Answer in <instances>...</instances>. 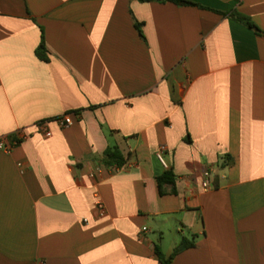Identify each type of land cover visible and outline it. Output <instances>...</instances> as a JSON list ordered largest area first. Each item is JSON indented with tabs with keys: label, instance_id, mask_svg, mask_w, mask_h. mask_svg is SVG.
I'll return each instance as SVG.
<instances>
[{
	"label": "crops",
	"instance_id": "obj_1",
	"mask_svg": "<svg viewBox=\"0 0 264 264\" xmlns=\"http://www.w3.org/2000/svg\"><path fill=\"white\" fill-rule=\"evenodd\" d=\"M190 1L0 0V264H264V0Z\"/></svg>",
	"mask_w": 264,
	"mask_h": 264
},
{
	"label": "trees",
	"instance_id": "obj_2",
	"mask_svg": "<svg viewBox=\"0 0 264 264\" xmlns=\"http://www.w3.org/2000/svg\"><path fill=\"white\" fill-rule=\"evenodd\" d=\"M137 1L141 3H150V2L173 3L178 6H192V7H199V8L205 9L200 4L190 1V0H137ZM218 13L222 14L225 17H229L233 19L234 21L238 22L239 24L249 29L256 31L258 35H262V36L264 35V33L251 21L249 17L241 14L238 11H232L229 13H222V12H218ZM136 27L139 30V32L142 34V25L137 24ZM41 39L42 40H41L39 51H40V56L43 57V51L45 50V39H44L43 29H42ZM128 161H129V157L125 156L118 147H114V148L111 147V148H108L107 151L105 152L102 163L106 168H109V169H121L127 165ZM157 183H158L160 194L164 196L168 193L165 190V186L167 185L175 186L176 177L173 174V172L169 170L165 172L162 176L157 178ZM172 193H175L174 189L172 190ZM192 247H194V244L192 242L183 241L177 246V248L174 251V254L169 258H167L163 254V252L161 251L159 247L156 248V254L162 264H172L174 258L178 254Z\"/></svg>",
	"mask_w": 264,
	"mask_h": 264
},
{
	"label": "built area",
	"instance_id": "obj_3",
	"mask_svg": "<svg viewBox=\"0 0 264 264\" xmlns=\"http://www.w3.org/2000/svg\"><path fill=\"white\" fill-rule=\"evenodd\" d=\"M55 122L62 128L70 127L73 125V117L71 115H65L63 117L57 118ZM40 129L43 131L46 137H51L52 132L48 128V123L43 122L39 124ZM28 139V135L25 130L17 131L14 136L12 143H8L6 140H0V152L10 153L15 145L22 143ZM167 148L165 146H160L157 151V158L165 169H169V164L166 160ZM22 166L21 164L19 165ZM103 167H98L97 172H102ZM213 172L211 170L205 173V181L203 183L204 189L208 190L210 188V180L212 178ZM94 177V174L92 175ZM96 207L101 215L105 214V206L103 201L99 198V195H96ZM87 222V221H86ZM147 229H144L146 231Z\"/></svg>",
	"mask_w": 264,
	"mask_h": 264
}]
</instances>
